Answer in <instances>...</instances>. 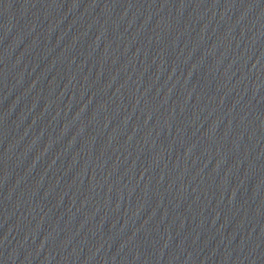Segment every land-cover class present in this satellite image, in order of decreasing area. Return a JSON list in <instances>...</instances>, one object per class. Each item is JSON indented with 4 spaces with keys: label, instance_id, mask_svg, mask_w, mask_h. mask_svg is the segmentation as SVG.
Wrapping results in <instances>:
<instances>
[{
    "label": "water",
    "instance_id": "obj_1",
    "mask_svg": "<svg viewBox=\"0 0 264 264\" xmlns=\"http://www.w3.org/2000/svg\"><path fill=\"white\" fill-rule=\"evenodd\" d=\"M0 264H264V0H0Z\"/></svg>",
    "mask_w": 264,
    "mask_h": 264
}]
</instances>
